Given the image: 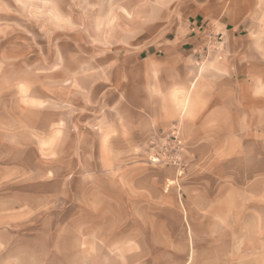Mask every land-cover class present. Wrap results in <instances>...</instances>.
Segmentation results:
<instances>
[{
    "label": "crops",
    "instance_id": "0c3cea01",
    "mask_svg": "<svg viewBox=\"0 0 264 264\" xmlns=\"http://www.w3.org/2000/svg\"><path fill=\"white\" fill-rule=\"evenodd\" d=\"M252 4L230 0L182 26H122L109 46L96 33L79 39L86 47L79 54L72 48L81 44L64 29L59 43L48 39L32 55L29 105L17 99L11 117L27 138L21 131L24 141L12 145L31 153L24 172L47 182L48 193L25 202L33 210L41 197L53 205L49 217L79 239L81 264H102L103 241L126 249L116 264H168L170 256L188 264L190 239L200 250L196 224L231 222L233 198L247 190L242 181L264 175V66L244 45L255 42ZM16 69L24 87V62ZM174 130L183 173L135 165L138 144ZM153 246L162 248L154 258Z\"/></svg>",
    "mask_w": 264,
    "mask_h": 264
},
{
    "label": "rangeland",
    "instance_id": "374dc122",
    "mask_svg": "<svg viewBox=\"0 0 264 264\" xmlns=\"http://www.w3.org/2000/svg\"><path fill=\"white\" fill-rule=\"evenodd\" d=\"M229 1L0 0V72L4 75L0 80V91L17 90L20 93H0V264H81L79 239L73 238V232L66 228L63 221L55 222L54 216L49 217L48 212L55 211L53 205L41 197L40 209L33 210L25 202L31 199L27 197L33 192L47 194L48 186L47 182L36 181L38 176L25 174L24 170L31 167L32 155L24 150L18 151L12 145L24 141L21 131L27 138L24 134L27 128L16 126L14 115L19 104L17 99H20V104L29 105L26 100L32 55L42 48L39 46L47 44L48 39L59 43L63 30L71 29V36L77 39V44H81V47L73 45L72 52L79 54L86 49L79 42L80 38L90 36L96 39L97 33L104 39L102 45L109 46L108 40L118 37L113 35L122 33V26H182L193 21L198 13L209 16ZM249 6L252 13L247 19L257 26L248 38L255 42L253 46L251 43L244 45L248 46V54L257 56L264 66V0H253ZM221 41L216 39L215 47H221ZM56 48L60 55L62 51L58 52V44ZM238 50L243 51V45ZM205 51L207 53L208 49L205 48ZM21 61L25 70L24 87L17 81L21 70H17L16 66ZM160 139L136 146L135 165L171 167L179 174L183 173L186 163L182 158L184 149L177 131ZM30 184L37 187L32 189ZM242 185L247 190L233 198L236 203L232 207L231 222L196 224L197 229L193 228L200 234V250L197 249L198 244L194 246L190 239L193 248L188 264H264V175L250 177L246 182L242 181ZM176 193L182 209L181 192ZM162 219L167 227L173 226L174 220L169 214H164ZM188 224L190 227L191 224ZM152 226L154 233H161L154 216ZM182 227L186 232L185 223ZM192 233L194 231L190 227L189 234ZM213 246L214 252L202 253V250ZM101 247L102 264H116L126 251L122 245L109 247L104 241ZM159 249L162 248L153 246V258ZM175 257L170 256L168 264H179L173 259ZM158 259L153 263L158 261L159 264Z\"/></svg>",
    "mask_w": 264,
    "mask_h": 264
}]
</instances>
